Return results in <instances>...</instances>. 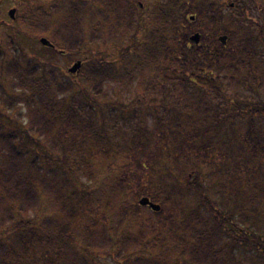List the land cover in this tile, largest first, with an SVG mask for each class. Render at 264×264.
Returning <instances> with one entry per match:
<instances>
[{
  "label": "trees",
  "instance_id": "1",
  "mask_svg": "<svg viewBox=\"0 0 264 264\" xmlns=\"http://www.w3.org/2000/svg\"><path fill=\"white\" fill-rule=\"evenodd\" d=\"M95 1L101 8L93 10L89 23L91 9L76 14L82 5L66 19L50 15L44 5L27 6L20 15L27 35L49 41L43 49L52 56H83L100 42L114 46L116 58L80 60L83 69L90 68L83 84L69 72L59 74L41 55H26L20 62L0 53V264H36L37 258L43 264H102L106 259L119 264H244L241 256L247 252V264H264V101L256 95L260 72L264 76V13L261 19L252 16L245 2L235 7V15L226 16L224 0H167L153 17L141 18L140 0L79 3L94 8ZM191 16L217 25L227 44L205 37L199 44L191 42L185 29ZM142 31L146 36L140 39ZM127 79L129 84L138 81L147 93L145 102L159 104L134 107L124 117L116 101L110 106L103 82H118L125 89ZM148 107L155 112L153 130L147 125ZM107 110L111 117L121 111L128 129L121 139L111 137L101 118ZM132 121L136 124L129 127ZM156 139L176 144L171 155L177 174L172 177L167 167L158 184L166 201L177 203L178 225L190 229L187 238L172 244L159 231L147 238L143 231L130 230L131 215L140 206L127 200L129 176H116L97 188L77 176L87 170L88 153L118 158L144 146L150 149ZM215 148L225 154L210 163L206 182L186 178L187 171L197 174L200 158H212ZM55 149L59 156L52 155ZM250 173L252 179L246 177ZM133 194L152 197L142 190ZM41 207L46 216L26 219ZM102 210L116 221L102 217ZM7 225L13 227L5 234Z\"/></svg>",
  "mask_w": 264,
  "mask_h": 264
},
{
  "label": "rangeland",
  "instance_id": "2",
  "mask_svg": "<svg viewBox=\"0 0 264 264\" xmlns=\"http://www.w3.org/2000/svg\"><path fill=\"white\" fill-rule=\"evenodd\" d=\"M81 0H0V53L4 57V59H8L9 61L11 59L17 60V61H24L26 55H31V57H34V55H41L42 57L46 58L45 60L47 62H50L51 68L56 70L59 74L60 72H69L68 70L78 61L83 60L85 57H100V56H113L114 58L118 57L119 53L115 51V48L111 44H103L99 43V48L90 47L87 49L83 56H78L76 53L73 54H66V53H60L56 56H52L49 51H46L43 49V45L40 43V38L34 39L32 36L27 35V30L22 25V19L20 18V15H23L25 12V9L27 6H34L38 7L40 5H44L46 8H48L52 12L50 15H53L57 19H65L67 17L79 14L80 16L83 15V7L91 9L88 12V17L86 18L87 23L88 19L90 17H93L92 13L93 10L96 12L100 10L101 5L100 3L96 2L94 3H88V4H81L79 3ZM167 0H140L137 1L136 5L139 6V3H142V9L139 11L141 14V18H151L154 16V13L158 10V7L162 4H165ZM190 1V0H189ZM223 1V0H219ZM225 1V8H224V14L226 16L235 15V7L240 6L242 2H245L246 7L249 10V13L257 18L262 17L264 13V0H224ZM233 4L234 7L230 8L229 5ZM82 5L81 11H77L76 14L75 9L77 6ZM259 5V8H258ZM20 9V12L18 11ZM188 7L185 9H182V12L186 11ZM15 10L13 18L10 16V11ZM262 10V11H261ZM86 12V11H85ZM82 13V14H81ZM194 17V16H193ZM188 20V17L186 18ZM190 21V19H189ZM114 21L111 19V23ZM104 25L103 23L101 26ZM100 26V25H99ZM187 33H189L190 37L193 34H200L201 38L205 37L206 40H218L222 36H226L222 34L221 30L218 29V26H209L207 25L206 21L203 20L201 23L196 18L193 21H190V24H187L186 28ZM208 29H211V33L208 32ZM146 36L145 31H142L139 34V38L142 39ZM114 50H113V49ZM110 52L111 54L108 55ZM83 69V67H82ZM80 69L78 73L71 74L70 72L68 74L76 75L77 77L73 80L78 82H84L86 77L88 76V73L90 71L89 67H86L83 69V76L80 77V72L82 71ZM63 76L64 73H63ZM258 81L262 82V84L259 87V91L256 95H258V98L260 100L264 101V76L263 71L260 72V75L258 76ZM67 80L66 78H64ZM0 81L2 82V78H0ZM128 81V79H127ZM228 81H224L225 87L228 86ZM103 88L107 90L108 95L111 96L110 106L111 104L116 101V105L119 107H122V110L124 111L123 116L127 117L129 115V112H131L132 108H140V106L143 105H150L151 102L144 101L143 95L147 94L144 91L141 90V88L138 87V81L131 80V83L129 84L127 88L123 89V86L118 85L117 83H114L112 81H104L103 82ZM91 92V90H89ZM147 96V95H145ZM135 98H140V103L135 102ZM109 103V102H108ZM159 104V101H155L151 104V106H156ZM111 109V108H110ZM0 110H2L0 106ZM111 110H107L105 112L101 113V118L103 121L105 120L106 125L109 128V131L113 132L111 137L115 139H121L122 133H126L128 130L124 123V118L121 117V111L113 112L115 115L112 116ZM21 112L25 114L26 109L21 108ZM148 120L147 125L149 129H155V122L153 120L155 112L153 111L152 107H148L147 111H145ZM19 113V112H18ZM23 114V116H24ZM12 118H15V114H9ZM129 118V117H128ZM26 121V118L23 117L21 122L24 124ZM14 123V121H13ZM12 122H9V124H13ZM21 124V125H22ZM135 121H132V124H129V127H133L135 125ZM24 126V125H23ZM114 127V130H113ZM116 135V136H115ZM110 137V138H111ZM176 146V144L172 141H168L164 139V143H162V140H155V143L152 145V148L147 149L146 146H144L140 151L136 150L135 152H128L125 153L123 156L118 158H110L106 157L105 155L101 153H97L94 151L93 153H88L85 156V160L89 161V165L87 167V170L83 173H79L77 176L81 178V183L86 184L87 187H95L97 188L100 184V187H106L107 184H110L111 178L113 179L116 176H122L127 175L130 177V187H129V193L127 194V200L134 201L137 205L138 201L143 197H148L152 202L158 204L161 206L160 212L153 211L150 207H139L138 210L134 211V214L131 215L132 220H134L132 227H129L130 230L135 232L143 231L145 236L148 238L152 234H154V231H159L161 233V238H164L167 241V244L175 243L177 239L179 238H187L190 234V229L181 228L178 225L181 212L177 208V203L175 201L168 202L166 201V195H165V189L159 188V174L162 172H165L167 167L171 169L172 177H175L177 172L173 169L172 164L176 157L173 158L171 153H173L172 147ZM186 149V148H184ZM190 150V148L188 149ZM55 152V153H54ZM225 151L220 149H211L210 155L212 158H206L207 160H204V157L202 156L200 158V167L197 171V174L190 173V171L185 174V177L190 180L196 181H205L207 180V173L209 172L211 162L215 163L217 159H222V156H224ZM53 156H59L58 151L55 149L52 152ZM84 155V154H83ZM181 159V158H180ZM218 160V161H219ZM217 161V162H218ZM148 164L149 168L143 169L141 163ZM264 162V158H263ZM211 163V164H210ZM264 170V167H263ZM255 173V172H254ZM253 173H250L248 176H246L248 179H252L250 175ZM170 175V174H169ZM168 175V176H169ZM239 176L242 177L243 181L245 180V176L239 173ZM97 186V187H96ZM142 190L144 193H147L151 195L149 196H135L133 194V191H139ZM162 192V193H161ZM190 200L192 202V198L190 197ZM264 202V199L263 201ZM197 202L195 201L193 206H196ZM229 207H232L229 206ZM101 212L102 217H107V219L111 218V222L113 220L116 221V219L108 215L105 211H99ZM46 216L47 213L43 212V207L39 209L37 212H31L26 217V219H32L34 222L39 221L43 218V216ZM129 224V223H125ZM244 225V224H242ZM12 225H7L4 230H8L5 234H8L11 232ZM180 227V228H179ZM125 228V227H124ZM128 229V228H127ZM1 231H3L1 229ZM154 251H157L154 249ZM237 253H239V250L237 249ZM249 253H244L241 257H244V264H247L246 256H248ZM37 261V262H36ZM36 264H43L45 261L41 258L36 259ZM100 262L103 264H119L116 260L106 259V260H100Z\"/></svg>",
  "mask_w": 264,
  "mask_h": 264
},
{
  "label": "water",
  "instance_id": "3",
  "mask_svg": "<svg viewBox=\"0 0 264 264\" xmlns=\"http://www.w3.org/2000/svg\"><path fill=\"white\" fill-rule=\"evenodd\" d=\"M14 12L15 10H12L10 11V16L13 18L14 16ZM195 19V17H190V20L193 21ZM200 40H201V37H200V34L196 33V34H193L191 37H190V41L195 43V44H199L200 43ZM227 36H222L219 38V42L222 44V45H226L227 44ZM40 43L44 46H48V45H51L49 43V41L45 38H42L40 40ZM82 67V61H78L76 62L68 71L71 73V74H76L78 73V71L81 69ZM138 204L141 206V207H150L153 211L155 212H159L161 210V206L156 204V203H153L148 197H143L141 198L139 201H138Z\"/></svg>",
  "mask_w": 264,
  "mask_h": 264
}]
</instances>
